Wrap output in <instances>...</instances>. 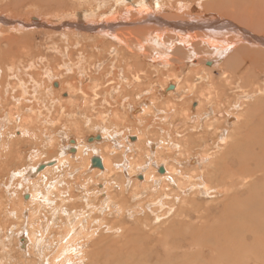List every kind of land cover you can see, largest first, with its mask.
Masks as SVG:
<instances>
[{
  "label": "rangeland",
  "instance_id": "obj_1",
  "mask_svg": "<svg viewBox=\"0 0 264 264\" xmlns=\"http://www.w3.org/2000/svg\"><path fill=\"white\" fill-rule=\"evenodd\" d=\"M4 1L0 0V12L2 13V14L0 13L1 14L0 37L2 35L4 36L9 35L10 38L14 40L17 38L20 39L21 41H26L29 39L31 34L32 38L34 35V42H33L34 47L30 51L31 54L33 53L31 55L32 57L31 59H28L26 55L21 53V57L23 60L26 61V63L28 59L27 64L24 62L21 63L19 59L15 58V62H17L19 66L22 65L21 66L22 69L21 67L17 66L16 72H14V70L10 69L9 67L4 71L6 76H11L10 81L12 84L15 85L14 87H10V89L7 88L3 93H2V87H0V94H3L2 96L6 98V96H8L5 95L6 91L12 92V90L13 91L16 90L14 93H17V97L19 96L18 93L20 92L17 89L18 81L12 76L15 74L24 79H29V78L41 79L44 82V83L42 82V85H46L47 83L49 87L46 85L44 89L45 92L44 91L36 92L34 89H30V88L27 89L28 93H26L27 96L25 99L27 100L25 101V103L27 105H32L30 106V109L28 108V110H21L19 108L21 107L20 104L18 105L13 104V101L9 102L6 101L5 99H0V134L5 132L6 133L5 136L12 138L13 140L25 139V141H27L25 150L28 149V152H26L23 155L22 154L14 155L17 163L13 164V166L10 165L9 167L11 168L8 172H6L7 171L6 170L0 173V180H1L0 206H3L2 210H4L3 213H0V226H1L0 250H2L1 247L3 246H5L6 248V251L5 250L0 251V260L2 259L0 261V264H46L49 257L55 255L56 253L55 248L58 247L59 244L58 241L61 238L60 236L66 233L71 223L72 225L74 224L75 227H78V230L76 232L75 230L73 231L74 233L72 234V236L64 244V248L67 247L68 245H73V243L80 238L79 235V231L81 230L79 228L80 222L81 225L83 226L82 223H85L88 220H90L91 218L90 214L101 215L105 213V211H100L94 206L98 205L97 202H101V206L107 203L106 198L103 197L105 194L104 191L110 190V187L118 183V181L116 183V180H114L115 176L117 175L123 176V179L128 184L130 190H134V188L136 187L134 184L137 182L139 183L138 184L139 186L137 188L138 189L137 193L129 191V194H131V196L129 195L130 199H127L129 202L126 201V209L124 210V216L126 215L128 217L126 211H130L131 213L133 212V215L135 216L138 215V213H135L134 210L140 208L143 205L147 208L146 213L152 211L149 212L151 214L157 213L159 211V208H161V206H166L165 208L162 207L163 209L161 208L159 213L161 214L166 213L163 216V218L168 215V217H165L166 218L165 224L169 225L168 218H170L171 216L172 217L175 216V214H173L174 213L173 211L177 206L181 205L183 198H195L201 206L209 207V210L211 211V217L216 216L217 199H213L212 197L217 196L218 198H221L222 195L221 194L217 195L214 189L215 188L214 185H213L214 187H211L209 185L206 187L207 193L212 192L210 195H205L201 191L199 192L200 188H198V186L201 187V185L199 184H202L203 179L192 180L190 179V174L192 173V170H198V169L201 170V167L208 165L213 160L214 154L221 153L222 150L220 148L221 147L220 136L221 133H223V130H224V134L221 137L223 138L224 142L227 140V136H229L228 141L230 142L234 139L235 133L236 134L238 133V130L236 129V125L234 123L236 121V118L238 119L241 118V114L242 112H244L243 108L246 107L248 111H251L253 109V105L256 104L254 103L255 101L257 102L258 107L259 106H261L260 108L264 107L263 106L264 94L262 93L263 91L258 94L257 93L254 94L252 98H247L246 100L245 98L238 100L239 98L242 97V94H240L241 93L240 90L241 89L247 90L250 88L247 86V83L245 84L246 87L244 88L241 87V83L238 81H236L234 84L230 82V86L227 88L226 86L229 82L220 85L219 86L220 99L215 98L214 101L212 95H209L207 98L210 102L206 103L208 102L207 98H205L207 96L206 94L209 91L213 90V88L211 87V80L214 79L215 81L216 80L219 81L223 78L224 74L220 72L222 71V64L224 62H228L230 57L232 58V55H230L229 49L228 51L227 49L224 51H217L215 49H211L212 47H210L206 41H205L206 43L198 42L199 47L195 48L194 53L191 52L189 48L185 47V45L188 44L187 41H189V38L194 37L193 30L192 31L191 29L187 30L190 32L185 31L186 33L185 34L183 30L185 27H183L182 29L177 24H179L178 22L180 21L183 23L185 22V24L187 22L188 23L190 22L192 24L193 20H191L190 17L189 18L183 17V15L188 16L185 14L191 15L193 17L192 19H194L195 21L197 20L200 21V17L202 20V17L205 14L203 19L205 18L204 20L206 21L207 20L206 15H212L214 13L211 14V11L202 12L199 11L198 8H196L197 6L191 8V6L188 5H193L195 4L194 2L196 1L198 3H203L205 1L212 2L217 0H201V1L194 0L193 2L192 0H188L189 2L185 0H178V1L177 0H121V2L119 0H47V1L17 0V2L11 4L10 1L8 0L9 6L4 5L3 4ZM38 2L40 3L39 6H37L36 4ZM197 2L196 4H198ZM34 3L39 11L35 9L36 7H33ZM136 3L147 6L148 9H145L144 12L150 13L152 16H154L155 20L159 21L160 23L158 24L161 26L159 38L156 37L154 32L146 34L144 37L143 46L147 48L146 49L147 54L146 56H142V50H140L141 56L140 55L137 56L138 57L137 61L139 62L138 64L140 69H135L136 67L134 66L132 58H130L129 60L121 58L125 53L123 51L131 48V44L125 45L124 44L125 38H123L124 45L122 44V42H120V40L116 41L115 42L116 44L112 43V40H109V38H111V36L109 35L112 34L113 31H108L109 29L104 27V21L106 16H111L110 18L114 17L117 20L116 21L115 19L112 18V21L115 20L114 23H117L120 20L119 23L123 24L122 27L124 26V24H130L131 26H133L134 24H140L141 22L139 21V17L143 15V12L142 14L136 13L131 11L130 9L131 7H134L135 6L134 4ZM224 3L225 2L221 4L222 7H224ZM46 4H48V6ZM66 5L69 8L66 9L65 8ZM72 5L75 8L74 10L76 11L72 9L73 8ZM157 5H159V7ZM29 6L31 8H29ZM25 7L27 8V10ZM9 8L10 10H8ZM39 8L43 11H41ZM60 8L62 10H60ZM33 9L34 11H32ZM70 9L73 11H71ZM35 10L36 13L37 12L39 13L37 14L33 13L35 12ZM58 11L62 12L61 14L62 16L59 15ZM42 12L44 13V15ZM172 15L177 16L178 19L180 17V19L179 20L177 18L171 19L170 16L172 17ZM87 16L89 17L94 16V17L89 18ZM196 16L198 18H196ZM21 17L23 18L21 19ZM36 17L40 18V20L37 19ZM34 19H37L40 22L42 21L44 26H39L38 24H36L34 22ZM100 19L101 21H98ZM222 21L225 22V20ZM76 22H78L79 25L82 27L79 28V25H76ZM119 23L118 26H120ZM72 26H74V28ZM215 26H216L215 27L216 32L212 35L214 36L213 38H215L216 41L221 40V38L226 40L224 35L227 32L226 33L224 32L225 29H222V27L217 24ZM14 27H16L17 29H13ZM219 27L221 30L219 29ZM200 28L198 29H200L201 31L195 28L194 29L195 31L197 30L196 32L200 34V32L205 31L204 29H202V27ZM216 28H218L219 30L218 29L216 30ZM76 29L79 30V32H81L82 34H85L86 37L84 38L86 39H91V40H93V38L99 40L103 39L107 43H112L113 44L112 49L113 51L115 49V55L111 54L114 53L111 50V46L107 47L106 50H101L100 53L98 51L97 52L90 51L88 46H86L87 43L83 45V39H81V37L74 36V32L77 31ZM90 31H92L93 33ZM219 31L222 33L219 34L218 33ZM210 32L212 31L210 30ZM44 33L45 36L47 35L46 37L43 36ZM199 36L200 35H196V37ZM105 37L108 41L105 39ZM181 37H184V39H186V43H182ZM68 38L72 39L70 45H69L70 39ZM78 47H80L81 49ZM202 50L204 51L202 54H195L196 52ZM165 57L167 60L163 62V58ZM210 61H213V65L211 67L215 66V68L210 69L207 65H205V63ZM24 64L26 65L24 66ZM96 64L97 65L101 64V65L98 68ZM187 64L197 69L189 71L185 69ZM111 66L113 68H111ZM116 66H118L119 69L121 68L120 70L124 71L123 75L121 74L122 72L120 73V71H116ZM45 71H50L51 75L49 74L47 75V72ZM88 71H91V79L89 80L86 78L87 76L86 73ZM131 71H141V72L139 73V77L136 78L131 73ZM171 71L175 72L176 74L175 78L173 77L171 78L170 76H167V73H171ZM77 72H80V74L78 75L76 74L77 79L75 78V80H73L72 83L75 82L76 84H79L82 88L85 86V88L88 90L87 93H84L80 90L72 92L67 86V83L63 82V77H68V76L73 77L74 74ZM155 72L157 73L155 74ZM162 72L163 73L165 72L164 74H166V76L159 74ZM102 73H110L111 75L109 74V76L110 77L112 76V78L120 84L119 89L114 90L113 94H111L110 96L108 95L109 92L105 91L104 89H100L99 84H101V81L94 80L95 77H97ZM147 75L151 76L150 79L148 80H146ZM122 77L123 79H120ZM49 78L50 81L51 80L53 81V82L51 81L52 83L49 81ZM200 78L201 80H199ZM7 80L9 79L6 78V81ZM83 81H85V83H80ZM177 82H180L181 85L185 87V89H189L191 91L199 90L200 92L199 95L201 96V99L198 96L192 98L193 94L181 95L179 97L177 94L178 98H176V95H174L173 100L168 102L167 100L169 95L168 93L171 92V90L168 89V87L176 84ZM64 86L66 88H63ZM25 87H30V81H27L25 83ZM51 88L53 89V91ZM158 89L160 92H162L161 90H164L165 93L162 95L158 91ZM50 92H58V96L53 97L49 101H47V103H44L46 99L45 97H49ZM114 93L115 94L117 93V96H115ZM125 93H130L131 95H133L132 101H129L128 108H124L118 103H116L117 100L116 97H118L119 95L122 96ZM39 94H42V96L41 95L39 96L40 100L43 102L42 106L34 105L35 100L31 103L27 102L29 101L28 98H32V97L35 98ZM145 94L146 96H143ZM144 98H146L145 100L147 102H150L154 99L160 101L159 106L155 110V116L149 121H148L149 112L148 113L146 112L145 114L142 112L141 114L146 115V118H142V117L139 118L140 115V113H138L139 110L145 106L146 108L150 107V103L149 104L146 103L144 101ZM201 100L205 101L204 102L205 104H208V106H206L204 110L205 112L206 111L209 112L210 110H213L214 115L217 113L222 115L224 114L225 116L224 118L226 119H223L222 121L213 116L207 118L206 120H203L201 127H205L204 125L205 122H207L209 125L206 126L209 142L207 143L205 142L206 140L204 141L203 139L199 138V141L197 142L196 145L199 147L206 145V149L204 148L195 149L190 152L192 154H189V152L185 151V148L179 144V141L188 138L189 135H191V131H193V133H195L196 136L201 131V128L199 126L200 119H199V108H198ZM242 105L244 106L242 107ZM163 110L164 111L166 110L164 113H167V114H163L166 120L163 119L162 116ZM39 111H41L42 113ZM263 112L264 111L260 113V116L263 115ZM257 116L259 118V114H257ZM30 117H33L35 121L32 122L29 119ZM172 121H174V123ZM221 121L223 122V126L218 127L215 123H220ZM136 123H138V125ZM25 129L32 132L29 134V136H27V138H26ZM103 131L105 132L103 133ZM137 135L138 136L142 135V137H140L141 142L143 139H145L144 140L145 146L140 147L139 146L140 141L139 143H136ZM92 137L93 138L96 137L97 139L90 141L91 142L90 143L88 140ZM100 137L102 140L99 139ZM160 139H162L164 146L160 145L161 142ZM215 139L219 140L218 146L212 145L210 143V141L216 143L217 140L215 141ZM72 140L74 143L72 142ZM75 141H77L78 143ZM224 142L222 144H224ZM234 142L235 140L231 142V145L234 144ZM134 143H136V145H134ZM105 144H106V148L105 146H103ZM118 144H122V148L120 149V151L122 149L123 151L121 152L119 151L117 154H115L116 155L114 159L115 164L113 165L114 167L112 166L114 168V172L110 173L108 170L107 171L103 170V172H99L100 174L96 173V175H94L92 169H97V167L95 168L92 165H90L91 160L95 157L100 156V154H106L108 152L110 153V156L114 155V152H116V150H119L118 146L116 148V145ZM172 144H176V148L174 149L170 148ZM159 145L160 147L157 148L156 146ZM79 146L80 147L82 146L81 148H83V150H89L90 152H92L93 154L89 152L91 154L90 155L91 158L89 157L87 151H85L84 154L83 152L81 153V151L77 148ZM87 147L89 149H87ZM98 147H100L101 150H99ZM179 147L182 149V153L179 152L178 150ZM70 148L75 149V152L69 150ZM105 150L107 152H105ZM162 150L164 151L162 152ZM86 152L88 154L87 156H86ZM148 154H150L151 156L150 157L147 156ZM18 156H19V160L17 158ZM168 156L170 157L168 158ZM89 158H90V164L88 165L87 160H89ZM190 159L197 161L198 159H200V162L197 164L196 161L195 163H191L187 165V161H189ZM116 162H118L119 164ZM124 162L127 164L126 168L130 169L132 175H134V178L131 177L132 179L130 181H128L127 178H125L129 174L124 173V170L126 169L123 166ZM129 165L131 166L130 168ZM170 168H173V174H168ZM162 169H163V173L160 172V170ZM144 170H146V172H152L154 170L156 176L166 175L167 178H169V176L173 178H171L172 181L166 179L160 182L158 186L155 185V186H150L148 188L145 187L144 189L140 186L144 182V180L141 177L143 175ZM176 172H180V175L176 174ZM115 173H117V175H115ZM88 175H90V178ZM120 181L122 182L121 179ZM54 182L55 184H53ZM84 184L88 186V189H90L89 191L92 192L91 194L95 195V197L91 198V204L95 209H91V210L88 209L87 211H85L86 213L82 215L79 214L82 213L81 209H77L75 213H70L69 216L71 217H69L67 216L68 214H66L62 208H59L62 210V212L59 209L53 208L54 202L60 203L61 199H66L68 198V195L70 196L71 194L76 196L71 198L73 200L72 202L74 203V205H83L87 201L86 193L81 191L83 188L82 185ZM160 190L163 193L161 192L160 194ZM94 191L96 194L93 193ZM224 191L226 195L228 193L227 189L225 188ZM44 194H47V196L45 195L46 197H44ZM159 194L164 197L161 203L158 202V204L159 203L160 204L157 206V204L155 203L157 201L156 198ZM139 195L140 198L137 199ZM47 198L51 200V202L53 203L51 204L52 206L49 205L50 208L52 209L47 208V204L49 203V202L47 203L46 201ZM200 199L205 202L201 201ZM20 200L25 204H27L24 207L25 212H23L18 206ZM68 201L69 200L65 202ZM146 203L149 205H147ZM10 204L13 205V210L8 213V211H10L9 208ZM168 207H171L173 211L170 210L168 211L169 209ZM113 208L116 209L115 207ZM197 213H205V212L203 211V209H200L198 210ZM76 216L79 219L76 218ZM140 216L141 218L143 217V215H138L136 216V219L140 218ZM154 216L155 214H152L149 218H153ZM111 218L116 220V216ZM208 220L211 221L212 218ZM101 224L102 223L100 222L97 225L96 230L100 228L99 226H101ZM159 224L160 223L158 222H154L153 226H157ZM125 226H129L130 228L132 227L133 229V224L131 222H128L127 225ZM184 228L185 227L174 226L170 228L169 234H171L174 237L175 234L181 235L183 233L186 234L187 232H190L188 229L186 228L184 229ZM2 229L7 232L11 230L12 233L11 237L8 235V239L10 238L11 239L8 242L1 241L3 238L1 233ZM87 231L90 232L88 229ZM87 231L84 230V234ZM133 231L135 232L136 230L133 229ZM167 233L168 231H166V234ZM29 238H42V245H41L42 256L38 257L37 259H35L33 256V253L35 252L36 249L35 243L32 242L31 244H28V246L26 245V242L21 243V240L27 241ZM124 238L123 237L120 238L119 244L115 247L107 248V251L120 252V250L123 249V247H125L123 243L125 242L126 239ZM132 238L135 240L133 236ZM175 240L176 238L174 237V241ZM89 241H91V237L89 238ZM16 243L17 245H15ZM23 243H25L23 247L27 246V248L25 247L27 249V252H25L24 255L21 257L18 255L19 250L23 252L25 249L20 248L18 245L19 244L22 245ZM137 244L142 245L140 242H138ZM14 246L16 248L13 251L12 248ZM143 247L144 248L147 247L145 243ZM90 248L91 247H89V244L84 245L83 248H77V250L74 252V254L77 256L71 258L70 262H72L73 264H88L90 260L89 259ZM167 248L168 247L165 246V249ZM10 249L12 252V261L9 260ZM71 250H73V248ZM169 250H171V248ZM172 252L173 254L175 252L176 256L170 254V256L164 258L163 253L160 252L159 258L157 259L153 257L151 258L152 260L151 259L147 260V258L145 260L142 259L140 255V259L132 258V260L136 264L139 263L165 264L163 259L167 260V264L189 263V260L185 262L181 259L182 257L179 256L181 250H175ZM154 253L157 254L156 251ZM143 256L146 257L145 254H143ZM123 260L124 259H121L120 257L118 260L116 261L113 260V261L114 263L115 262L124 263L125 260L124 261ZM206 261H207L206 259L204 260L196 259V258L194 259V262L196 264H204ZM92 264L95 263L93 262ZM96 264H105V263L101 260H98Z\"/></svg>",
  "mask_w": 264,
  "mask_h": 264
},
{
  "label": "bare ground",
  "instance_id": "obj_2",
  "mask_svg": "<svg viewBox=\"0 0 264 264\" xmlns=\"http://www.w3.org/2000/svg\"><path fill=\"white\" fill-rule=\"evenodd\" d=\"M9 1H10V4L17 2V0H9ZM35 1H37V0H35ZM119 1L121 2V0H119ZM185 1H188V0H185ZM193 1L194 0H192V2ZM157 2H160V1H157ZM196 2H194L195 4L188 5V6H191V8H193L194 6H197L196 8H198L199 11H202V12L211 11V14L212 13H214V14L206 15L207 16L206 21L204 20L205 18L203 19L205 14L202 17V20L200 17L201 15L199 16L200 21H198V20L195 21L194 19H192L193 17L189 14H185L188 16L183 15V17H187V18L190 17V19L193 20L192 24L190 22L189 23L187 22L185 24V22L183 23L181 21L178 22L179 24H177V23L176 24L178 26H180L182 29H183V27H185L183 29L184 33H185V31L190 30V29H191V31L193 30V33H194V37L189 38V41H187L188 44L185 45V47L189 48L190 51L194 53L195 48L199 47L198 42L199 43H203V42L206 43L207 42V44L210 47H212L211 49H215L217 51H224L226 49L228 51V49H229L230 55H232V58L230 57L228 62H224L222 64V71H220V72H222L224 74L223 78L219 81H217V80L215 81L214 79L211 80V87L213 88V90L209 91L208 93L206 92L207 96L205 98H207L209 95H212L214 101H215V98L220 99V97H219V94H220L219 93V91H220L219 86L222 84H225L226 82H229L226 86V88H227L230 86V82H232L234 84L236 81L240 82L241 87H243V88L246 87L245 86L246 83H247V86L250 87L247 90H245V89L240 90L241 91L240 94H242V97L239 98L238 100L244 99V98H245V100L247 98H252L254 96V94H256V93L258 94L262 91H263L262 93L264 94V0H217V1H212V2H206L205 1L203 3L197 2L198 4H196ZM223 2H225L224 7L221 6V4ZM116 3H119V2H116ZM3 4L6 6H9L8 0H5ZM36 4H37V6L40 5L39 2ZM104 4H105V2H104ZM162 4H163V2H162ZM168 4H169V2H168ZM46 5L48 6V4H46ZM134 5H135L134 7L130 8L131 11L136 12V13H141V14L143 12V15L139 17V21L141 22L140 24H134L133 26H131L130 24H124V26L122 27L123 24L119 23L120 20H119V22L114 23V21L116 19L114 17H112L113 19H115L114 21H112V18H110L111 16H106V15H105L106 17L104 16L105 21L104 20L103 21H104V27L109 29L108 31H113V33L109 35V36H111V38L108 37L109 40H112V43H115L116 41L120 40V42H122V44H123V42H124L123 38H125L124 44L125 45L131 44V48L123 51L125 53L123 54V56L121 58L128 59V60L130 58H132L134 66L136 67L135 69H140L139 64H138L139 62L137 61V58H138L137 56H139V55L141 56L140 50H142V56H146V54H147L146 53L147 48L143 46L144 37L146 34L154 32L156 37L159 38L161 26L158 24L160 22L155 20L154 16H152L150 13L144 12L145 9H148L147 6H144V5L138 4V3H136ZM37 6H35V3L33 4V7H36L35 9L38 10ZM66 6H65L66 9L69 8L68 6L67 7ZM157 6L159 7V5H157ZM163 6H165V5H163ZM179 6H180V4H179ZM72 7H73V5H72ZM170 7H171V5H170ZM29 8H31V7L29 6ZM56 9H57V7H56ZM72 9L74 10L75 8L73 7ZM8 10H10V8ZM26 10H27V8H26ZM60 10H62V9L60 8ZM73 10H71V11H73ZM32 11H34V9ZM41 11H43V10H41ZM74 11H76V10H74ZM33 13H36V10ZM37 13H39V12H37ZM179 13H180V11H179ZM61 14H62V12H59V15H61ZM20 15H22V14H20ZM43 15H44V13H43ZM49 15H50V13H49ZM57 15H58V13H57ZM38 17H36V18L40 20V18H38ZM87 17H89V16H87ZM90 17H92V16H90ZM125 17H126V15H125ZM22 18L23 17H21V19ZM170 18L175 19V18H177V16L172 15V17L170 16ZM196 18H198V17L196 16ZM37 19H34V22L36 24H38L39 26H44L42 21L40 22ZM179 19H180V17H179ZM222 20H225V22L226 21L227 22L225 23ZM98 21H101V19ZM127 21H128V19H127ZM118 23L120 26H118ZM216 24L221 26L222 29H225V31H224L225 33L227 32L224 35L226 40L221 38V40L216 41L215 38H213L214 36H212V35L216 32L215 31V27H216L215 25ZM76 25H79V23L76 22ZM69 27H71V26H69ZM72 27L74 28V26H72ZM81 27L82 26L79 25V28H81ZM200 27H202V29H204L205 31H202L199 34L196 31L200 30L201 29ZM194 28L197 30L195 31ZM198 28H200V29H198ZM208 28H210V29H208ZM13 29H17V28L14 27ZM96 29H95V31H96ZM217 29L218 28H216V30ZM219 29H220V27H219ZM210 30L212 32H210ZM92 31H90V32H92ZM180 31H181V29H180ZM187 32H190V31H187ZM224 32H223V34H224ZM41 33H42V31H41ZM49 33H52V32H49ZM218 33L220 34L222 32L219 31ZM196 35H200V36L196 37ZM43 36L46 37L47 35L45 36V33H44ZM74 36L81 37V39H83V45L85 43H87L86 46H88L90 51H94V52L98 51L100 53L101 50H106L107 47L111 46V50H112V52H114L111 54L115 55V49L113 51V49H112L113 44L112 43H107L103 39L102 40H99L96 38H93V40L86 39V38H84V37H86L85 34H82L81 32H79V30L74 32ZM68 39H70V42H69V45H70L72 42L71 41L72 39L71 38H68ZM105 39H106V37H105ZM181 39H182V43H186V39H184V37H181ZM33 42H34V35L32 38L31 34H30L29 39L26 41H21L20 39H17V38L14 40V39L10 38L9 35H6V36L2 35L0 37V87H2V93L7 88L10 89V87H14V85H15V84H12L10 81L11 76H6L4 71L9 67L10 69L14 70V72H16L17 66L18 67L22 66V65L19 66L17 64V62H15V58L19 59V61H21V63L22 62L26 63V61L22 59L21 53L26 55L28 59H31L32 58L31 55L33 53L31 54L30 51L34 47ZM153 43H154V41H153ZM107 44H108V46H107ZM120 46H122V45H120ZM201 46H202V44H201ZM155 47H156V45H155ZM205 47H206V45H205ZM78 48H80V47H78ZM208 50H209V48H208ZM123 52H121V53H123ZM203 52L204 51L202 50V51L196 52L195 54H202ZM116 55H118V54H116ZM134 58H135V61H134ZM28 59H27V63H28ZM165 60H167L166 57L163 58V62H165ZM26 64H24V66ZM100 65L101 64L97 65L98 68L100 67ZM205 65H208V67L210 69L215 68V66L211 67L213 65V61L207 62V63H205ZM111 68H113V67L111 66ZM21 69H22V67H21ZM120 69L118 68V66H116V71H120V73L122 72L121 74L123 75L124 71L120 70ZM185 69L190 71V70H194L197 68L187 64ZM45 72H47V75L48 74L51 75L50 71H45ZM67 72H70V71H67ZM102 72H105V71H102ZM140 72L141 71H131V73L136 78L139 77ZM156 73L157 72H155V74ZM164 73L162 72L159 74L166 76V74H164ZM76 74L78 75V74H80V72L75 73L73 77H70V76L63 77V82L67 83V86L69 87V89L72 92L80 90L84 93H87L88 90L85 88V86L82 88L79 84H76L75 82L72 83V81L75 80V78L77 77ZM86 74L88 77L86 76ZM86 74H85L86 78L88 80L91 79V71H88ZM109 74L110 73H102V74L98 75L97 77H95L94 80L101 81V84H99L100 89H104L105 91L109 92L108 95L110 96L111 94H113L114 90L119 89L120 84L118 82H116L112 78V76L110 77ZM12 76L18 81V88L17 89L20 92V93H18L19 96L17 97V93H14L16 91L14 89L15 91L12 90V92H10V91L5 92V95H8V96H6V98L4 96H2L3 94H0V99H5L6 101H9V102L13 101V104H17V105L20 104L21 107H19V108L21 110H28V108L30 109V106H32V105H27L25 103V101L27 100V99H25L27 96L26 93H28L27 89L30 88V89H34L36 92H41V91H44L47 83H46V85H42L43 81L41 79H31V78L24 79L22 77H19L16 74L12 75ZM83 76H84V74H83ZM113 76H114V74H113ZM117 76H119V75H117ZM167 76H170L171 78L172 77L175 78L176 74L174 71L173 72L171 71V73H167ZM200 76H201V74H200ZM150 77H151L150 75H147L146 80L150 79ZM6 78H8L9 80L6 81ZM120 79H123V77ZM199 80H201V78ZM27 81H30V87H25V83ZM49 81H50V78H49ZM85 81L80 82V83H85ZM117 81H118V79H117ZM65 86L63 88L67 87V86L66 87ZM164 86H165V84H164ZM103 87H105V88H103ZM168 89L171 90V92L168 93L169 94L168 98H167L168 102L173 100L174 95H176V98H178L181 95L193 94L192 98H195L196 96H198L201 99V96L199 95V93H200L199 90L191 91L189 89H185V87L183 85H181L180 82H177L176 84L171 85L170 87H168ZM52 91H53V89H52ZM158 91H159V89H158ZM161 91L162 92H160V91L159 92L163 95L165 92H164V90H161ZM42 94H39L35 98L34 97L28 98L29 101H27V102L31 103L35 100L36 104L34 103V105L42 106L43 102L39 98V96L40 95L42 96ZM148 94H149V92H148ZM177 94H178V97H177ZM29 95H30V93H29ZM114 95L117 96V93L116 94L114 93ZM56 96H58V92H50L49 97L44 96L46 98L44 103H47V101H49L51 98L56 97ZM132 96L133 95H131L130 93H125L122 96L119 95L118 97H116L117 98L116 103H118L119 105H121L124 108H128L129 107L128 106L129 101H132ZM143 96H146V94ZM152 98H154V97H152ZM145 99L146 98H144V101L146 103H148V104L150 103V107H148V108H146V106L142 107L139 110V112L138 111L137 112L140 113L139 118H141V117L146 118V115H142L141 113L143 112L145 114L146 112L147 113L149 112V116L147 115L148 121H149L155 116V110L159 106L160 101H158L157 99H154L150 102H147ZM207 100H208V98H207ZM238 100H237V102H238ZM204 102L205 101L201 100V102L198 106V108H199V119H200L199 126L201 128V131L199 132V134L197 136L195 133H193V131H191V135H189L188 138H185L184 140L179 141V144L181 146H183L185 148V151L189 152V154H192L190 152L195 150V149H201V148L206 149V145L201 146V147L196 145L197 142L199 141V138L203 139L204 141L206 140L205 142H207V143L209 142L208 141V139H209L208 132L206 131V126L208 125V123L205 122L204 123L205 127H201L203 120H206L207 118H210L213 116L219 120H222V121H223V119H226V118H224L225 117L224 114L222 115V114L217 113L214 115L213 110H210L209 112H207V111L205 112L204 110H205L206 106H208V104H205ZM209 102L210 101L208 100V102H206V103H209ZM254 103H256V104L253 105V109L251 111H248L247 108L245 107V108H243L244 112H242L241 118L240 119L236 118V121L234 124L236 125V129L238 130V133L237 134L235 133L234 139L232 140V141L235 140L234 144L231 145L232 141L231 142L228 141L229 136H227V140L224 142L223 138L221 137L224 134V130H223V133H221V136H220V138H221V144H220L221 147L220 148L222 150L221 153L220 154H214L213 160L208 165L201 167V170L200 169L192 170V173L190 174V179H192V180L203 179L202 184H199V185H201V187L198 186V188H200L199 192L201 191L205 195H210L212 192L207 193V190H206V187L209 185L211 187L215 186L214 189H215V192L217 193V195H220V194L222 195L221 198H218L217 196L212 197L213 199H217V208H216L217 214H216V216L211 217V211L209 210V207L201 206L195 198H183L181 205L177 206L174 211L171 209V207H168L169 209L167 208L168 211L169 210L173 211L174 212L173 214H175V216H173V217L171 216L170 218H168L169 225L165 224V220H166L165 217H168V215L163 218V216L166 213H163V214L159 213L161 208L162 207L165 208L166 206H161V208L158 207L159 211L157 213H152V214H155V216L153 218H149L152 215L149 212H152V211H149L148 213H146L147 208L144 205L141 206L142 208L140 207V208L134 210V212L138 213V215H143L142 218L140 216V218L136 219V216H138V215L135 216V215H133V212L131 213L130 211H126V214H128V217L126 215L124 216V210L126 209V201H128L127 199H130L129 195L131 196V194H129V191L137 193V190H138L137 188L139 186L138 185L139 183L138 182L135 183L134 185L136 187L134 188V190H130L128 184L124 181L123 176H119V175H117V173H115V175H117V176H115L114 180H116V183L118 181V183L114 184L112 187H110V190L104 191L105 194L103 197L106 198L107 203L101 206V202H97L98 205L94 206L97 209H99L100 211H105V213L101 214V215L92 214L94 216H92L90 214V217H91L90 220H88L85 223H82L83 226L81 225V222L79 221L80 222L79 228L81 229L79 231L80 238L78 240H76L73 243V245H68L67 247L64 248V244L72 236V234L74 233L73 231L75 230V232H76L78 230V227H75V225L74 224L72 225V223H71L69 225V228L67 229L66 233L64 235L60 236L61 238L58 241V243H59L58 247L55 248V251H56L55 255L50 256L46 264H73L72 262H70V259L77 256L74 254V252L77 250V248H83L84 245H86V244H89V247H91L90 248V254H89L90 260H89L88 264H92L93 262L96 264V262L98 260L103 261L105 264H136L132 260V258L140 259V255H141V258L145 259V260H146V258H147V260H149L153 257H155L157 259V258H159L160 252L163 253L164 258H167L168 256H170V254L172 255L173 254L172 251H175V250H181V253L179 254V256L182 257L181 259L183 261L186 262L189 260V263H186V264H196L194 262L195 258L201 259V260L206 259L207 261L204 264H264V112H263V115L260 116V113L262 111H264V107L263 108H260L261 106L258 107L256 101ZM243 106L244 105H242V107ZM190 110H191V108H190ZM194 110H196V109H194ZM165 111L163 110L162 116H163V114H167V113H164ZM39 112H41V111H39ZM134 113H135V111H134ZM257 114H259V118H258ZM220 117H222V118H220ZM29 119L32 122L35 121L33 117H30ZM163 119L166 120V118L164 116H163ZM193 119H194V117H193ZM227 120H229V119H227ZM222 121L220 123H215V124L218 127H222L223 126ZM172 122L174 123V121H172ZM136 124L138 125V123H136ZM25 132H26V138H27V136H29L30 133H32L31 131H29L27 129H25ZM104 132L105 131H103V133ZM5 134H6L5 132L0 134V173L4 172L6 170H7L6 172H8L11 168L9 166L10 165L13 166V164L17 163L14 155H21V154L23 155L26 152H28V149H26L27 151L25 150V146H26V142H27V141H25V139L13 140L12 138L6 137ZM142 135L141 136L137 135V140H136L137 142L136 143H139L140 137H142ZM31 137H33V136H31ZM114 137H115V135H114ZM143 138H145V137H143ZM95 139H97V138L92 137L88 141L90 142V141H93ZM99 139H101V137ZM144 140L145 139H143L142 142L140 141V143H139L140 147L145 146ZM216 140L217 139H215V141ZM160 141H161L160 145L164 146L162 139H160ZM222 141L224 142V144H222L223 143ZM72 142H73V140H72ZM75 142H77V141H75ZM136 143H134V145H136ZM210 143L212 145L218 146L219 140H217L216 143H214L213 141H210ZM96 144H99V143H96ZM160 145L156 146V147L159 148ZM103 146H105V148H106V144ZM117 146L119 147V150H116V152H114V155H112V156H110L109 152L106 154H100L101 157L96 154L98 157H95V158H97L99 160L100 168L97 167V169H92L93 170L92 172L94 175H96V173L98 174L99 172H103V170H106V171L108 170L110 173L114 172V168H113L114 166L113 165L115 164V162H114V159L116 157L115 154H117L120 151V149L122 148V144L116 145V148H117ZM81 147L79 146L77 148L81 151V153L83 152V154L85 151H87L89 154V157H90V155H91L90 153H92V152H90L89 150H83V148H81ZM152 147H154V146H152ZM170 148H172V149L176 148V144H172V146ZM87 149H89V148L87 147ZM98 149L101 150L100 147H98ZM137 149H138V147H137ZM69 150H71L72 152H75V149L70 148ZM178 150L180 153H182V149L180 147ZM92 151H93V149H92ZM121 151H123V149ZM163 151L164 150H162V152ZM242 151H243V153H242ZM87 152H86V156L88 155ZM105 152H107V151L105 150ZM103 153H104V151H103ZM75 155H77V154H75ZM96 155H94V156H96ZM147 156L150 157L151 155L148 154ZM102 157L104 160L102 159ZM158 157H159V154H158ZM165 157H166V155H165ZM169 157L170 156H168V158ZM17 158L19 160V156ZM90 158H89V160H87L88 165L90 164ZM22 159H24V158H22ZM196 161L197 160L190 159L189 161H187V165H189L191 163H195ZM85 162H82V163H85ZM199 162H200V159H198L197 164ZM116 163H118V162H116ZM135 163H136V161H135ZM123 166L126 168L127 164L124 162ZM130 167L131 166L129 165V168ZM85 169H86V167H85ZM160 171H161V173H163V169ZM124 173L129 174L128 176L125 177V178H127L128 181H130L132 179L131 177L134 178V175H132L130 169L126 168L124 170ZM168 174H173V168L169 169ZM176 174L180 175V172H176ZM88 176L90 178V175H88ZM109 176H110V174H109ZM141 177L144 180V182L140 186L144 189H145V187L148 188L150 186H155V185L158 186L159 183L162 182L163 180H166V179L171 180V178H173L171 176H169V178H167L166 175L156 176L154 170L152 172H146V170H144L143 175ZM120 179L122 180V182L120 181ZM53 184H55V182ZM82 186H83V188L81 191L86 193V196H87V199H86L87 201L83 205H74V203L72 202L73 200L71 198L76 197V196L71 194L70 196L68 195V198L61 199L60 203L54 202L53 208H55V209L62 208L64 210V212L66 214H68L67 216H69L70 213H75L77 209H81L82 213H79L81 215L85 214L86 213L85 211H87L88 209H90V210L95 209L93 207V205L91 204V198L95 197V195L91 194L92 192L89 191L90 189H88V186L86 184H84ZM104 187H102V188H104ZM224 187L228 191V193L226 195H225V191H224L225 188ZM36 188H37V186H36ZM191 190H192V188H191ZM161 192L162 191L160 190V194H161ZM93 193H95V191ZM47 194H44V197H46ZM160 194L157 196V198L155 197L157 199V201L155 203V204H157V206L162 202V199L164 197ZM126 195H128V196H126ZM183 196H184V194H183ZM201 196H202V194H201ZM82 198H85V197H82ZM139 198H140V195L138 196L137 199H139ZM67 200H69V201L65 202ZM82 200H84V199H82ZM46 201H47V203L49 202L47 204V208L52 209L49 206V205L53 204L51 202V200H49L47 198ZM201 201H203V200H201ZM152 202H153V200H152ZM158 202H160V203L158 204ZM203 202H205V201H203ZM25 205H27V204H25L21 200L19 201L18 206L23 212H25V208H24ZM147 205H149V204H147ZM152 205H150V206H152ZM2 207L3 206H0V213L4 212V210H2ZM113 207H115L116 209H114ZM152 207H154V206H152ZM9 208H10V211H8V213L13 210V205L10 204ZM200 209H203V211L205 213H197L198 210H200ZM59 210H61V209H59ZM61 212H62V210H61ZM64 212H63V214H64ZM167 214H168V212H167ZM169 215H170V213H169ZM115 216H116V220L111 218V217H115ZM69 217H71V216H69ZM133 217H134V219H133ZM76 218H78V217L76 216ZM210 218H212L211 221L208 220ZM132 219H133V221H132ZM100 222L102 224H101V226H99L100 228H98L96 230L97 225ZM128 222H131L133 224V229L136 230L135 232L133 231L132 227L130 228L129 226H125V225H127ZM154 222H158L160 224L157 226H153ZM168 222H166V223H168ZM174 226L185 227L186 229H188L190 231V232H187L186 234L185 233H183L181 235L175 234L174 237L176 238L175 241L177 244L174 241V237L171 234H169L170 228H172ZM85 228H87L90 232H88L87 229H85ZM84 230L87 231L85 234H84ZM166 231H168L167 234H166ZM1 233L3 236L1 241L8 242L11 239L10 238L11 234H12L11 230H9L7 232V231L2 229ZM8 235L10 236L9 237L10 239H8ZM132 236L135 238V240L137 239L136 240L137 242L132 238ZM90 237H91V241H89ZM122 237L123 238L125 237L124 239H126V240L123 243V245H125V247H123V249H121L120 252L119 251H116V252L107 251V248L117 246L119 244L120 238H122ZM28 240H27L28 242L26 240H21V243L26 242V245L28 246V244H31L32 242H34L35 247H36L35 252L33 253L34 258L37 259L38 257L42 256V248H41L42 238H29ZM138 242H140L142 245H140V244L138 245L137 244ZM144 243L147 246L145 248L143 247ZM15 245H17V243ZM24 245H25V243H23L22 245L21 244L18 245L20 248L25 249L23 252H21L19 250L18 255L21 257L24 255L25 252H27V249H26L27 246H25L26 247L25 248V247H23ZM121 246H119V247H121ZM165 246H167L169 249L171 248L172 251L169 250L168 248L165 249ZM15 248H16L15 246L12 248L13 251ZM72 248H73V250H71ZM1 249L2 250H0V251H3V250L6 251L5 246L1 247ZM5 251H4V253H5ZM155 251L157 252V254L154 253ZM143 254H145L146 257H144ZM173 255L176 256L175 252ZM120 257H121V259L125 260V261L123 260L124 263H117V262L114 263L113 260L116 261ZM9 260L12 261L11 249L9 250ZM163 260H164L165 264H167V260L166 259H163Z\"/></svg>",
  "mask_w": 264,
  "mask_h": 264
},
{
  "label": "water",
  "instance_id": "obj_3",
  "mask_svg": "<svg viewBox=\"0 0 264 264\" xmlns=\"http://www.w3.org/2000/svg\"><path fill=\"white\" fill-rule=\"evenodd\" d=\"M208 66V65H207ZM91 165L93 166V167H98V168H100V163H99V160L97 159V158H93L92 160H91ZM161 172V171H160Z\"/></svg>",
  "mask_w": 264,
  "mask_h": 264
}]
</instances>
